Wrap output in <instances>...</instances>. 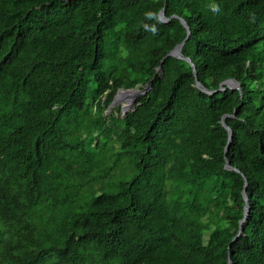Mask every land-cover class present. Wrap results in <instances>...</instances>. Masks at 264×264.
<instances>
[{
    "label": "trees",
    "instance_id": "trees-1",
    "mask_svg": "<svg viewBox=\"0 0 264 264\" xmlns=\"http://www.w3.org/2000/svg\"><path fill=\"white\" fill-rule=\"evenodd\" d=\"M229 260L264 264V0H0V264Z\"/></svg>",
    "mask_w": 264,
    "mask_h": 264
},
{
    "label": "water",
    "instance_id": "water-1",
    "mask_svg": "<svg viewBox=\"0 0 264 264\" xmlns=\"http://www.w3.org/2000/svg\"><path fill=\"white\" fill-rule=\"evenodd\" d=\"M158 17H159V19L160 20H162V21H165L166 20V17H165V15H164V11L163 10H161L159 13H158ZM180 19V21H181V23L183 24V26L186 28V30H187V35L189 34V32H190V30H189V26L185 23V21L183 20V19H181V18H179ZM187 35H186V37H185V39L187 38ZM185 39L181 42V43H179V44H177L172 50H170L168 53H167V55H172V56H175V57H178V58H183V59H185L186 61H188L191 65H192V67H193V63L191 62V60H190V58L189 57H185V56H183L182 55V53H181V47H182V45L184 44V42H185ZM194 69V68H193ZM158 70H161V68H158ZM152 83H153V78L152 79H150L149 80V82L146 84V86H144L143 88H128V89H120L116 94H118L120 91H127V90H132V89H134L135 91H137V93H139V95H141V94H143V93H145V92H147L149 89H150V87L152 86ZM195 84H196V86L199 88V89H201V90H203V91H205V92H209V93H212V92H214V91H217V90H224L226 87H229L230 89H238V90H240V86H239V83L237 82V81H235L234 79H232V78H228V79H226V80H224V81H222L221 83H220V87L217 89V90H212V91H210V90H208V89H206L198 80H195ZM114 101H115V97H114ZM113 101V102H114ZM126 111H124V113H125ZM123 113V114H124ZM222 125L224 126V127H226V129L228 130V132H229V138H228V143L231 141V138H232V132H231V129L229 128V127H227L226 126V124H225V121H224V119L222 118ZM228 143H227V146H226V148H225V156H226V150H227V148H228ZM227 169H234L233 167H231L230 165H229V161L228 160H226L225 161V165H224ZM244 197L246 198V192L244 191ZM245 210H246V212L248 211V208L246 207L245 208ZM243 220H241L240 221V223L242 222ZM242 230V228H241V226H240V229H239V231H238V233H237V235L239 234V232ZM230 247V246H229ZM228 264H230V260H229V262H228Z\"/></svg>",
    "mask_w": 264,
    "mask_h": 264
},
{
    "label": "rangeland",
    "instance_id": "rangeland-1",
    "mask_svg": "<svg viewBox=\"0 0 264 264\" xmlns=\"http://www.w3.org/2000/svg\"><path fill=\"white\" fill-rule=\"evenodd\" d=\"M137 88V87H136ZM135 89V88H134ZM139 89V88H138ZM130 92H128V91H123V93H122V95L123 96H121V97H123V99H122V101H116V95H115V101L113 102L112 101V103H111V105L109 106V108H108V110H107V112H114L115 114H122L123 115V113H124V110H123V108H122V106L124 105V103H127V101H125L124 103H123V100H124V98L125 97H128V96H130ZM132 95V94H131ZM138 96H140V95H138ZM126 99V98H125ZM131 109V107L127 110V111H129ZM126 111V112H127Z\"/></svg>",
    "mask_w": 264,
    "mask_h": 264
},
{
    "label": "bare ground",
    "instance_id": "bare-ground-1",
    "mask_svg": "<svg viewBox=\"0 0 264 264\" xmlns=\"http://www.w3.org/2000/svg\"><path fill=\"white\" fill-rule=\"evenodd\" d=\"M122 93H123V91H121L120 98L117 100V101H119V102L122 101V99H123V97H121V96H123ZM131 94H132V95H131ZM131 94H130V96L125 97L126 99L124 98L123 103H124L125 101H127V103H128V102L130 103L131 101H133L134 99H136V98L139 97V96H138L139 93H137V91H134V92L131 93ZM127 103H124V105L127 104ZM20 186H21V185H20ZM15 187H16V186H15ZM15 190H16V189H15ZM25 194H26V193H25ZM25 194H24V196H26ZM22 199H23V198H22ZM19 200H20V199H19ZM25 200H26V199H25ZM24 202H25V201H24ZM159 202H160V201H159ZM18 203H19V202H18ZM25 204H26V203H25ZM20 205H21V204H20ZM27 206H28V205H27ZM32 206H33V205H32ZM33 207H34V206H33ZM40 208H42V205H41ZM29 212H30V211H29ZM48 220H49V219H48ZM46 222H47V221H46ZM17 224H18V223H17ZM10 256H11V255H10ZM46 257H47V256H46ZM8 260H9V259H8ZM123 263H124V262H123ZM128 264H129V263H128Z\"/></svg>",
    "mask_w": 264,
    "mask_h": 264
},
{
    "label": "clouds",
    "instance_id": "clouds-1",
    "mask_svg": "<svg viewBox=\"0 0 264 264\" xmlns=\"http://www.w3.org/2000/svg\"><path fill=\"white\" fill-rule=\"evenodd\" d=\"M214 11L216 10L215 8L213 9ZM147 19H156L157 18V13L149 11L145 14ZM147 27V25H145ZM153 32H155V28L152 29Z\"/></svg>",
    "mask_w": 264,
    "mask_h": 264
}]
</instances>
